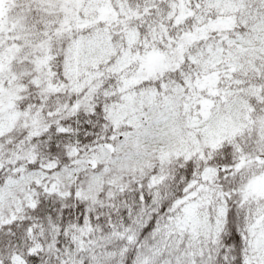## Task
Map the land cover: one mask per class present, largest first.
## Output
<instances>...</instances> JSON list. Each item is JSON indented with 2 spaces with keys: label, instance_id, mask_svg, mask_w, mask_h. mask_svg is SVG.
<instances>
[{
  "label": "snow or ice",
  "instance_id": "6c2138e0",
  "mask_svg": "<svg viewBox=\"0 0 264 264\" xmlns=\"http://www.w3.org/2000/svg\"><path fill=\"white\" fill-rule=\"evenodd\" d=\"M0 264H264V0H0Z\"/></svg>",
  "mask_w": 264,
  "mask_h": 264
}]
</instances>
